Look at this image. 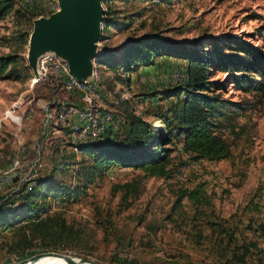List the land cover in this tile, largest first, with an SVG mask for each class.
I'll return each mask as SVG.
<instances>
[{
  "label": "rangeland",
  "instance_id": "1",
  "mask_svg": "<svg viewBox=\"0 0 264 264\" xmlns=\"http://www.w3.org/2000/svg\"><path fill=\"white\" fill-rule=\"evenodd\" d=\"M102 5L104 17L116 23L106 27L102 22L103 36L97 41L101 51L115 50L126 38L151 31L181 41L231 32L264 48V33L258 30L264 23V0H102ZM41 14H50V9L40 1L14 0L11 12L0 19V53L18 57V76L0 79V117L11 102H22L20 122L3 119L0 125V197L14 199L26 183L36 177L45 180L39 188L44 197L38 198L42 216L59 213L73 234L61 240L32 237L26 223L30 217L0 224V264L42 252L70 253L98 264H219L214 249L221 239L216 233L221 225L238 223L230 248L245 236L242 232L246 238L257 236L258 222L264 223V91L244 92L229 82L217 89L223 97L253 107L220 129L231 148L228 158L192 161L178 141L171 152L168 179L111 165L103 176L77 191L79 162H85L86 155L75 147L88 142L79 141V130L71 128L78 121L71 115L73 123H68L60 113L79 99L53 73L35 79L27 59L33 20ZM173 61L161 63L152 72L138 68L131 73L94 62L107 108L119 117L134 110L154 120V113L165 111L176 99L161 96L168 84L166 75L186 74L185 60ZM212 78L224 82L226 75L218 71ZM200 181L206 182L212 206H200L197 213L184 196L171 211L181 189ZM251 201L258 208L240 214ZM248 220L251 228L245 230ZM210 223L217 226L216 231ZM260 245L264 247V241Z\"/></svg>",
  "mask_w": 264,
  "mask_h": 264
},
{
  "label": "trees",
  "instance_id": "2",
  "mask_svg": "<svg viewBox=\"0 0 264 264\" xmlns=\"http://www.w3.org/2000/svg\"><path fill=\"white\" fill-rule=\"evenodd\" d=\"M13 6L14 0H0V19L6 17ZM113 23L116 21L112 17L103 18V26L109 27ZM258 30L264 33V23ZM160 56L181 58L186 62V80L161 92L164 97L174 96L175 101L165 111L154 113V120L143 113L127 110L121 115V125L113 139L76 146L86 155L85 162H79L77 191L81 185L86 188L95 177L103 176L111 165L140 169L146 176L168 179L171 152L178 141L192 161H218L231 155L230 145L220 129L226 121L253 107L249 102L223 97L217 89L229 82L241 91L262 93L264 48L243 35L231 32L206 34L181 41L162 35L159 31H151L126 38L115 50L105 48L94 58V62L131 73L142 65L154 64ZM17 61L15 53H0V79L18 76L15 72ZM218 71L225 73L224 82L212 78ZM44 182L36 177L33 183H26L14 199L0 197V224H13L30 217L26 223L32 237H58L59 240L70 237L73 228L66 225L59 213L42 216L44 208L39 205L38 198L44 197L43 191L39 190ZM184 196L195 205L197 213L200 206H212V197L207 193L205 181L182 188L171 211ZM257 208V203L247 202L240 214ZM20 211L29 213L21 215ZM250 224L248 220L244 225L245 230L251 228ZM227 225L232 223L221 225L216 232L221 238L214 249L219 264H264V247L260 245V240L264 241V223L258 222L255 231L257 238H246L242 232L245 236L232 248V234H236L238 223L232 225L231 229ZM210 227L216 231L214 223H210Z\"/></svg>",
  "mask_w": 264,
  "mask_h": 264
},
{
  "label": "water",
  "instance_id": "3",
  "mask_svg": "<svg viewBox=\"0 0 264 264\" xmlns=\"http://www.w3.org/2000/svg\"><path fill=\"white\" fill-rule=\"evenodd\" d=\"M59 9L33 20L28 39V63L39 76V57L52 51L66 60L79 80L91 77L94 58L102 51L97 41L104 18L102 0H57ZM56 256L71 264H98L92 259L62 252H42L8 264H31L36 258Z\"/></svg>",
  "mask_w": 264,
  "mask_h": 264
},
{
  "label": "built area",
  "instance_id": "4",
  "mask_svg": "<svg viewBox=\"0 0 264 264\" xmlns=\"http://www.w3.org/2000/svg\"><path fill=\"white\" fill-rule=\"evenodd\" d=\"M35 1H40V3L44 4L50 9V13L59 9L57 0H25L27 3ZM38 69L40 74L35 79L46 76L48 73H53L60 79L61 86L66 91L78 95L80 103L64 106L65 112L60 113V117L66 118V116L71 115L76 117V122H78L72 129L79 130L77 135L79 141H105L115 137V133H117L121 125V117L117 116L115 112L105 105L104 98L99 93L98 76L95 72H93L91 77L79 80L70 72L67 61L52 51H48L39 57ZM171 74L165 77L168 80L166 87L186 80V74L183 75L180 71H174ZM21 105L22 102L19 100L11 102L0 117V125L3 119L20 122L21 114L18 111ZM46 115L48 119L50 113L47 111Z\"/></svg>",
  "mask_w": 264,
  "mask_h": 264
},
{
  "label": "crops",
  "instance_id": "5",
  "mask_svg": "<svg viewBox=\"0 0 264 264\" xmlns=\"http://www.w3.org/2000/svg\"><path fill=\"white\" fill-rule=\"evenodd\" d=\"M173 57H170V56H160V57H158V58H156V60H155V63L154 64H151V65H149V66H140L139 67V69H138V71H146V72H152V71H155V70H157V67H159V65L161 64V63H168V64H170V63H173V62H176V61H173L174 59H176V58H174V59H172ZM71 94H73V95H75L77 98H78V95L76 94V93H71ZM156 98V97H155ZM79 99V98H78ZM78 104L80 103V101L79 102H77ZM75 104V103H74ZM151 104H155V102L154 101H151ZM63 110H65V108L63 107ZM72 117L74 118V121H76V117L74 116V115H72ZM71 117V118H72ZM72 118V119H73ZM67 119L69 120L70 119V116H67ZM68 123H73V121H71V120H69V122ZM72 128V127H71ZM112 134V133H111ZM110 135V134H109ZM79 139V138H78ZM77 140V138L75 137V141Z\"/></svg>",
  "mask_w": 264,
  "mask_h": 264
},
{
  "label": "bare ground",
  "instance_id": "6",
  "mask_svg": "<svg viewBox=\"0 0 264 264\" xmlns=\"http://www.w3.org/2000/svg\"><path fill=\"white\" fill-rule=\"evenodd\" d=\"M31 264H71V263H67L65 262V260L59 257H55V258L52 257V258L46 259V261L44 262L34 261V262H31Z\"/></svg>",
  "mask_w": 264,
  "mask_h": 264
}]
</instances>
